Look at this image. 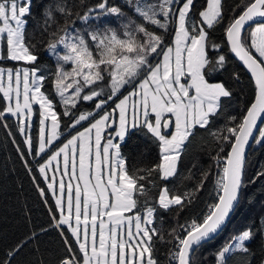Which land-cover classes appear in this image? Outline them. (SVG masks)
Returning a JSON list of instances; mask_svg holds the SVG:
<instances>
[{"label": "snow or ice", "instance_id": "6c2138e0", "mask_svg": "<svg viewBox=\"0 0 264 264\" xmlns=\"http://www.w3.org/2000/svg\"><path fill=\"white\" fill-rule=\"evenodd\" d=\"M30 4L31 0H0V59L33 65L38 60L31 50L34 46L25 42L24 17L30 13ZM126 4L157 30L167 32L172 27L171 42L166 43L163 35L149 31L144 23L137 24L109 0H98L91 6L86 0H57L44 12V30L56 24L47 47L57 58L54 95L63 105L62 115L68 119L65 128L72 130L70 138L59 140L63 135L58 131L60 116L53 100L41 90L47 77L35 66L0 67V93L5 101L0 118L15 116L28 154L44 161H38L37 171L48 181L47 189L55 197L57 213L52 219L66 250L58 264H195V253L224 231L240 203L246 186L244 165L249 140L264 143V128L257 129V122H264V0H239L231 8V16L225 12L223 0H207L198 14L193 13L194 0H160L158 4L126 0ZM54 13L63 18V24ZM108 17L127 19L128 23L118 32L104 23ZM77 21L89 27L94 22L96 26L81 31L75 27ZM218 25L224 26L230 52L254 80L255 100L239 119L228 117L234 126L226 127L223 132L227 134L218 137L229 151L217 157V168L222 164V169L216 174L215 202L172 228L166 240L155 226L157 209L183 211L210 173L200 174L192 192L177 194L165 184L154 199L149 198V192L157 185L148 180L146 187L142 181L153 173L163 181L175 177L194 129H207L211 119L221 113L222 100L233 95L225 83H209L205 78L206 69L221 70L227 63L223 54L208 57V50L220 48L210 39V32ZM5 46L6 57L2 53ZM61 47L62 56L58 53ZM64 64H70V70H65ZM232 76L239 79V73ZM87 101L93 102V110L81 111L78 105ZM109 102L114 107L106 111ZM34 104L42 109L35 141L29 132ZM117 118L115 136L109 133L102 145V133L112 128ZM0 123L7 129L2 119ZM46 128H50L47 134ZM168 128H174L170 136L162 132ZM137 130L151 136L160 149V162L141 169L143 176L129 174L121 152V143ZM256 130L259 138L254 136ZM220 150L224 152L223 147ZM20 155L27 167L29 161L23 152ZM57 172L61 173L59 179ZM256 176L264 177V172ZM39 191L45 194L44 188ZM46 231L33 230L11 247L0 264H16V257ZM65 232L73 238L76 250ZM258 237L264 240V219L221 246L214 253L216 264H230L237 253L253 255L248 245ZM154 238L169 248L161 252ZM31 253L35 258L28 264H46L39 246Z\"/></svg>", "mask_w": 264, "mask_h": 264}, {"label": "trees", "instance_id": "16d2710c", "mask_svg": "<svg viewBox=\"0 0 264 264\" xmlns=\"http://www.w3.org/2000/svg\"><path fill=\"white\" fill-rule=\"evenodd\" d=\"M57 0H31L30 13L26 14L24 19L27 21L25 27L26 43L33 45L31 50L38 57L35 64H29L26 61H13L9 59H0V65L17 67L19 65L35 66L47 77L42 90L50 99L54 101V108L60 116V128L67 135L71 129H66L65 125L68 119L63 117V105L59 103V97L54 95L53 81L55 72L57 71L56 55L48 50V43L52 40L50 33L56 29V24L50 25L44 30V12ZM71 3H79V0H70ZM98 0H86L91 6ZM135 3V0H133ZM160 0H141L145 4H158ZM110 4L120 7L128 17H131L137 24L144 23L149 31L155 32L157 35H165L171 33L173 28L170 27L167 32L157 30L155 26L149 25L142 21L138 16L134 15L131 7L127 6L126 0H109ZM239 3V0H223L225 12L231 16V8ZM207 0H194L193 13L198 14L205 8ZM80 9H74V11ZM83 13V10H80ZM59 24H63L64 20L54 13ZM191 15V14H190ZM194 18H198L194 17ZM104 23L115 28L118 32H122L123 25L127 24V19L117 20L115 17H108ZM89 25H83L77 21L75 27L83 31L88 28L93 30L96 26L94 22ZM207 30V29H206ZM212 42L219 44V50H208L209 59L214 58L218 54L226 57L227 63L224 69L208 72L206 69V78L211 81H220L232 91L233 95L230 99L222 100V111L219 115L212 118L207 129L197 127L194 134L190 137V142L186 145L180 161L177 166V175L166 181L160 180L153 173L145 181L148 186V180L157 185V188L149 192V198L154 199L158 195V189L165 184L170 190H174L177 194L192 192L199 182L200 174L209 172L208 180L204 187L195 193L192 203L183 211L172 209L163 211L157 209V220L155 226L164 235L165 239H169V232L172 228H177L179 224L186 220L196 217L199 213L206 209V206L214 203V189L216 180V158L224 156L229 151L227 144L220 137L226 135L223 130L226 127H233L234 124L228 117L235 116L237 119L250 107L256 95V87L250 73L238 60V58L229 50L227 37L224 26H216L210 32ZM168 39H165V42ZM59 55L64 54V50L58 49ZM6 57V48L3 51ZM65 70H70V64H64ZM233 73H239V79L233 78ZM5 107V101L0 93V110ZM78 107L81 111L91 110L93 102H82ZM114 107V104L113 106ZM2 119L7 124V129L3 123H0V259H5L6 254L11 247L17 244L33 230L39 231L44 228L47 231L42 232L38 241L30 243L19 256L16 257V264H28L35 257L31 253V249L39 246L46 264H58L59 260L66 255L64 241L60 232L55 228V222L52 215L57 213L54 206V198L47 189V185L37 171L39 157L30 156L26 150L24 136L18 131L19 123L17 119L6 114ZM35 122H39V112L36 111ZM78 127V126H77ZM37 127H33L31 136L35 141L37 136ZM9 131L11 134H9ZM216 133L211 135L210 133ZM19 145V150L17 148ZM224 148V152L220 149ZM24 153V158L29 161L26 167L23 163L20 153ZM121 152L127 160L129 174H137L143 176L145 173L141 169L150 168L154 164L160 162V149L158 144L149 135H145L143 131L137 130L121 143ZM28 168L32 170L29 171ZM258 172H264V143L253 144L249 150L244 165V183L245 188L241 192V199L238 207H236L227 227L213 241L202 245L195 253V264H216L214 253L219 250L229 239L240 234L243 230L251 226L253 223L260 224L264 219V177H257ZM254 181V182H253ZM39 188L45 189V195H41ZM144 198L140 197L142 202ZM261 208V209H258ZM51 209V212L49 211ZM58 219L59 216L57 215ZM69 243L76 250V244L73 238L67 232ZM156 248L161 252L166 251L169 245L160 244L154 238ZM253 255L246 256L243 253L235 254L230 264H261L264 259V240L259 237L248 245ZM79 259V253L77 254Z\"/></svg>", "mask_w": 264, "mask_h": 264}, {"label": "rangeland", "instance_id": "374dc122", "mask_svg": "<svg viewBox=\"0 0 264 264\" xmlns=\"http://www.w3.org/2000/svg\"><path fill=\"white\" fill-rule=\"evenodd\" d=\"M206 7V6H205ZM204 9V8H203ZM202 9V10H203ZM201 10V11H202ZM164 36V38L165 39H168L167 41H166V43H170L171 42V40L174 38V32L172 31L171 33H166L165 35H163ZM6 48V46L2 49V53H3V51H4V49ZM255 54V53H254ZM0 67H5V68H22V67H29V68H31V66H28V65H19V66H17V67H10V66H5V65H0ZM206 78V77H205ZM207 79V78H206ZM208 80V79H207ZM209 81V83H220V81H211V80H208ZM182 82H183V78H182ZM42 90V89H41ZM43 91V90H42ZM44 92V91H43ZM126 94V93H125ZM54 102V101H53ZM118 102V101H117ZM113 106V104H112V102H109V105H108V107L105 109L106 111H110L111 109H110V107H112ZM55 107V106H54ZM54 110H55V108H54ZM91 110H93V108L91 109ZM91 110H86V111H91ZM36 111H38L39 112V121H40V119L42 118V109H40L39 108V105H36V104H34L33 105V109H32V116H31V127H30V129H29V132H30V135H32L31 134V131H32V128L33 127H37V130H36V133H38V128H39V122L38 123H36L35 122V117H36ZM56 111V110H55ZM57 113V112H56ZM15 117V116H14ZM16 118V117H15ZM17 119V118H16ZM18 121V120H17ZM26 123H27V121H26ZM47 123V122H46ZM20 126V125H19ZM84 127H88V124L87 123H84ZM262 128H264V123L262 124V126H261V128L260 129H262ZM78 129L79 130H83L82 128H79V126H78ZM114 129H118V118H117V123L116 124H114V127H112V128H109V129H106V131L104 132V133H102V141H101V143H102V145L104 144V142H105V140H104V138H106L107 137V135L109 134V133H111L113 136H115V132H114ZM59 132H61V133H63L64 131H62L61 130V128L58 130ZM48 132H50V128H46V134L48 133ZM69 132H71V131H69ZM68 132V133H69ZM162 132H163V134H165V135H169L170 136V134L172 133V132H174V128H168V129H162ZM73 134H75L74 132H73ZM23 135V134H22ZM66 138H70V137H68V134L67 135H64V133H63V135H61V136H59V140L60 141H66ZM256 138H259V133H258V135H257V137ZM115 142V141H114ZM254 144H256L255 143V141H254ZM44 161H40L39 160V163H43ZM49 171V176H51V174H52V169H49L48 170ZM60 175H61V173H59V172H57L56 173V176H57V178L59 179V177H60ZM41 176L43 177V174H41ZM43 179H44V177H43ZM64 179L67 181L68 179H69V177L68 176H64ZM44 181H45V183H46V185H47V183H48V181H46L45 179H44ZM73 183L75 184L76 183V180L75 179H73ZM82 183V182H81ZM48 191L50 192V194L52 195V197L54 198V200H55V197L53 196V194H52V191L51 190H49L48 189ZM45 195V194H44ZM258 209H261V208H258ZM55 225V224H54Z\"/></svg>", "mask_w": 264, "mask_h": 264}, {"label": "water", "instance_id": "95a60500", "mask_svg": "<svg viewBox=\"0 0 264 264\" xmlns=\"http://www.w3.org/2000/svg\"><path fill=\"white\" fill-rule=\"evenodd\" d=\"M253 54H254V53H253ZM234 55H235V54H234ZM254 55H255V54H254ZM254 100H255V99H254ZM253 102H254V101H253ZM263 123H264V122L258 121V122H257V129H260ZM112 127H114V125H113ZM258 133H259L258 130L254 131V136L257 137ZM253 144H254V140H253V139H250V140H249V144L246 146V150H245V160H246L247 154H248L249 150L251 149V147L253 146ZM232 215H233V214H232ZM232 215H231V217H232ZM231 217H230V219H231ZM230 219H229V221H230ZM229 221H228V222H229Z\"/></svg>", "mask_w": 264, "mask_h": 264}, {"label": "built area", "instance_id": "2783aa9c", "mask_svg": "<svg viewBox=\"0 0 264 264\" xmlns=\"http://www.w3.org/2000/svg\"><path fill=\"white\" fill-rule=\"evenodd\" d=\"M221 157H223V156H221ZM215 162H216V174H217V172H219V171L222 169V164H221L220 169H218V168H217V158H216ZM216 187H217V186H216V183H215L214 196H215V190H216ZM211 204H212V203H211ZM205 210H206V209H205ZM205 210H204V211H205ZM77 259H78V258H77Z\"/></svg>", "mask_w": 264, "mask_h": 264}, {"label": "flooded vegetation", "instance_id": "af4514ba", "mask_svg": "<svg viewBox=\"0 0 264 264\" xmlns=\"http://www.w3.org/2000/svg\"><path fill=\"white\" fill-rule=\"evenodd\" d=\"M112 107H110V109H111Z\"/></svg>", "mask_w": 264, "mask_h": 264}]
</instances>
